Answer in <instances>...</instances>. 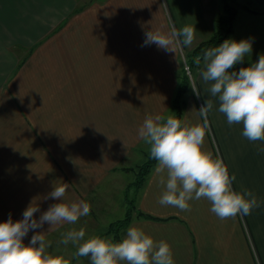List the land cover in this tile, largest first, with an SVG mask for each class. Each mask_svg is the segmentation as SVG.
<instances>
[{
  "label": "crops",
  "instance_id": "crops-1",
  "mask_svg": "<svg viewBox=\"0 0 264 264\" xmlns=\"http://www.w3.org/2000/svg\"><path fill=\"white\" fill-rule=\"evenodd\" d=\"M168 1L175 7L179 28L196 29L192 46L180 47L176 54L143 43L145 32L152 30V7H162V0H94L91 5L89 0H0V223L10 214L14 222L21 220L32 202L40 208L34 214L38 220L59 202L45 197L60 182L70 184L64 200H83L92 214V219L89 213L50 231L45 223L28 232L25 244L36 232H46V240L62 239L68 230L81 227L95 228L103 237L109 223L102 210L109 207V199L114 202L120 194L124 208L131 182L130 172L120 165L141 140L138 129L144 119L160 113L159 108L154 113L152 102L159 95L165 104L172 101L176 71L185 54L212 36L222 6L221 0ZM160 27L170 30L166 18ZM203 68L192 79L201 94L193 93L197 110L211 98L200 75ZM213 100L204 148L219 155L235 174L234 190L252 191L260 207L250 215L221 220L205 199L190 201L191 212L161 206L164 187L153 171L138 207L150 216L185 220L189 215L192 241L183 222L170 227L172 223L133 220L130 227L166 241L175 264H264V153L258 152L264 142L243 137L242 124L229 125L218 111V100ZM92 101H100V107ZM136 101L146 103L143 111H137ZM122 106L131 111L115 116ZM128 120L130 128L119 127ZM105 182L109 188L101 187Z\"/></svg>",
  "mask_w": 264,
  "mask_h": 264
},
{
  "label": "clouds",
  "instance_id": "clouds-1",
  "mask_svg": "<svg viewBox=\"0 0 264 264\" xmlns=\"http://www.w3.org/2000/svg\"><path fill=\"white\" fill-rule=\"evenodd\" d=\"M195 34L192 25L180 29L173 26L167 32L149 30L143 43L176 54L178 48L192 46ZM251 53V39H225L195 58L197 66L203 61L200 75L209 85L205 91L211 97L197 110L202 123L192 124L187 118L158 114L147 116L138 129V137L149 145L150 157L157 161L154 171L158 184L164 187L158 199L161 206L186 212L191 210L190 201L205 199L211 205L210 211L221 220L247 216L260 207L252 191L234 190L235 174H230L219 155L213 156L204 148L213 98L218 100V111L225 115L229 125L242 124L243 137L250 142H264V54L248 67H241L238 72L232 70ZM191 88L198 97L201 95L194 82ZM258 152L264 153V147ZM69 187L68 183H54L45 199L59 202L51 204L38 220L34 214L40 208L32 202L21 220L14 222L10 214L7 221L0 223V264H71L64 256L49 253L46 232H36L29 243L23 242L30 230L42 228L45 223L50 225V231L63 224H75L89 215V203L64 200ZM85 234L83 227L70 229L60 243L78 245L75 257H86L90 264H175L171 246L164 240H154L140 227H129L119 242L101 236L85 240Z\"/></svg>",
  "mask_w": 264,
  "mask_h": 264
},
{
  "label": "rangeland",
  "instance_id": "rangeland-1",
  "mask_svg": "<svg viewBox=\"0 0 264 264\" xmlns=\"http://www.w3.org/2000/svg\"><path fill=\"white\" fill-rule=\"evenodd\" d=\"M94 0H89V4L91 5V2H93ZM96 1V0H95ZM100 1V0H98ZM221 4H222V0H221ZM161 5H156V7H152V12L151 17H152V21L151 22V27L152 30L154 31H161V27H160V21L162 20V18H166L167 22H168V26L171 29L173 26L177 29L179 28V22H177V15H176V11H175V7L171 4L170 1L168 0H162ZM234 7L237 8L238 10V16L236 18L235 24H234V32L231 35L230 39L239 41L242 39H251L252 40V53L251 56L248 57L246 56L243 60L242 63L237 64L238 67V71L241 67H248L251 63L256 62L259 59V56L261 54H264V0H235V2L233 3ZM156 10V12H155ZM163 12V13H162ZM162 13V14H161ZM223 14V6H220V14L218 15V17ZM162 17V18H161ZM217 17V18H218ZM99 38L96 39V42H99ZM186 56V54H185ZM182 61V60H181ZM183 66L186 67V59L184 57L183 62H182ZM181 67L179 70H177L176 74H177V89H176V93L173 95V99L169 104H165L164 100H161L160 95L159 98L155 99L152 102V106H153V111L154 113L157 112L158 108H159V115H164V116H168V115H174L177 116L178 111L175 109L174 106V100L179 96L178 92L182 89V87L184 88V81H183V77H185L184 80H186V75L185 72L183 70V68L185 67ZM193 72L188 74L191 80V85H192V79L194 77H196V70L193 69ZM191 72V71H190ZM182 82V83H181ZM191 85L187 86L184 88V92L181 93V112H182V120L186 118V116H190L189 121L192 124H197V123H201L199 117H198V113H197V107H195V101L193 100L194 95H193V90H191ZM138 93H140V86ZM112 89V88H111ZM112 94V92H111ZM15 103V101H13ZM197 102L199 104V100L197 99ZM90 104L94 105L95 107H100V101H92ZM115 105V107L117 108L116 103H113ZM126 104V103H124ZM146 103L144 102H135V108H137V111H143L144 107L143 105H145ZM150 103H147V105H149ZM155 106V107H154ZM131 111V109H127L126 107L122 106V107H118V110L115 114V116H119L120 114L124 115V114H128ZM158 115V114H157ZM11 117V116H10ZM139 118V116H138ZM137 118V120H138ZM15 123V117L11 120L9 125H12ZM131 121L128 120V122H120L119 127L122 128H129L131 126ZM136 124L138 125L137 121ZM134 148L130 151V155L126 158V161H122V165H120L122 168L127 169V171H129V175H128V179L130 180L131 183L135 182L137 179H139L138 176V172L136 171V169L139 166H143V164H145L147 161H149L151 159L150 157V151H149V145L146 144L142 139L138 142L135 143ZM154 171V170H153ZM152 171V173H153ZM152 173L150 174V176L152 175ZM149 176V178H150ZM148 178V180H149ZM108 179H106L107 181ZM148 182V181H147ZM109 182H105L101 187L104 188H109L108 185ZM147 184V183H146ZM143 189V188H142ZM141 189V190H142ZM137 188L131 187L127 193L124 194V208L121 209V195L120 194H115V199L114 202L112 201V199L110 198L109 201L107 202V204L109 205V207H107V209L102 210V215H103V219L106 220V224L109 223L112 224L116 221L122 220L123 218H125L126 216V212H127V202H126V198H128L129 201H132L133 204L135 205V207H137V213L134 216V221H141V222H150L152 221L153 223H172L170 224V227L176 224L181 225L183 222L184 226L186 227L188 234L190 236V239L192 241L191 235H192V223L191 221H189L188 219L191 220V217L189 215H186V219L182 220L181 217H176V216H172V215H161L160 213L156 214V215H151V217H153V220L147 218L150 217L147 216H139V212L144 214V215H148L145 211L141 210V207H138V205L140 206V198L141 195L143 196V191H141ZM97 197V196H95ZM96 200L98 201V198H96ZM191 212V211H188ZM97 214L99 215V211H97ZM90 218L88 219H92V214L90 213ZM99 217L101 218V216L99 215ZM139 218V220H138ZM105 222V221H104ZM149 225L150 223H146V226L148 228L149 231ZM151 227H153L151 225ZM154 229L152 228V231ZM85 233L88 234V238L92 237V236H99L100 235V231L96 230L95 228H91L88 229L87 231L85 230ZM127 232H125L122 235V239L126 236ZM103 238H111L113 239V236L111 234H108V227L105 228V234L103 235ZM47 242H49L50 247L48 248L49 253H51L52 255H62L64 256L66 259H69L71 264H90V261L88 259V261L82 262V260L80 261L81 257L77 258L75 257V253L77 251V247L78 245H75L71 242H69L67 245L60 243L61 238L58 239H47ZM196 242V250H199V246ZM54 252V253H53ZM258 260V259H257Z\"/></svg>",
  "mask_w": 264,
  "mask_h": 264
},
{
  "label": "trees",
  "instance_id": "trees-1",
  "mask_svg": "<svg viewBox=\"0 0 264 264\" xmlns=\"http://www.w3.org/2000/svg\"><path fill=\"white\" fill-rule=\"evenodd\" d=\"M235 0H222V6H223V14H221L216 20H215V29L214 33L210 38L207 40L201 42L197 47H195L191 53H187L185 56L186 59V66L189 67L191 73L193 72L192 70L195 69L196 72L202 67L203 61L201 60V64L197 66L194 61L197 56H202L203 52L211 47H216L219 44L223 43L225 39H230L231 35L234 32V24L236 21V18L238 16V10L236 7H234L233 3ZM185 67V66H183ZM185 75H186V80L185 77H183L184 83V88L187 86L191 85V80L188 75V72L186 70V67L183 68ZM233 71L238 72V67L237 65L234 66L232 69ZM182 83V82H181ZM184 88L178 92L179 96L174 100V106L175 109L178 111L177 117L182 118V112H181V93L184 92ZM157 166V161L154 159H150L147 161L143 166H139L136 171L138 172L139 179H137L135 182L131 183L128 185L126 189V193L128 190L134 186V188H137L141 190L146 186V183L148 181V178L152 171L155 169ZM127 170V169H126ZM127 202V212L125 218L122 220L116 221L112 224L109 225L108 227V234H111L113 236V241L114 242H119L122 240V235L127 232V229L130 227L135 214L137 213V207L133 204L132 201H129L128 198H126ZM139 216H149V215H144L139 212ZM151 220H153V217H147Z\"/></svg>",
  "mask_w": 264,
  "mask_h": 264
},
{
  "label": "built area",
  "instance_id": "built-area-1",
  "mask_svg": "<svg viewBox=\"0 0 264 264\" xmlns=\"http://www.w3.org/2000/svg\"><path fill=\"white\" fill-rule=\"evenodd\" d=\"M186 70H187L188 74H190V73H191V72H190V69H189V67H188V66H186Z\"/></svg>",
  "mask_w": 264,
  "mask_h": 264
}]
</instances>
